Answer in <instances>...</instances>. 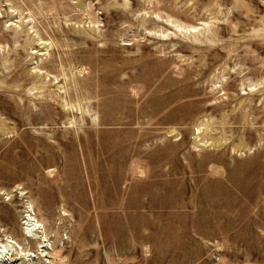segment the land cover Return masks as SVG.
Returning a JSON list of instances; mask_svg holds the SVG:
<instances>
[{
    "label": "rangeland",
    "instance_id": "obj_1",
    "mask_svg": "<svg viewBox=\"0 0 264 264\" xmlns=\"http://www.w3.org/2000/svg\"><path fill=\"white\" fill-rule=\"evenodd\" d=\"M0 237L2 264H264V0H0Z\"/></svg>",
    "mask_w": 264,
    "mask_h": 264
},
{
    "label": "bare ground",
    "instance_id": "obj_2",
    "mask_svg": "<svg viewBox=\"0 0 264 264\" xmlns=\"http://www.w3.org/2000/svg\"><path fill=\"white\" fill-rule=\"evenodd\" d=\"M68 215H69V214H68ZM30 217H31V216H30ZM33 220H34V219H33ZM37 221H38V220H37ZM52 222H53V221H52ZM30 227H32L33 229H36V231H38V229H39V226H37V225L35 224V222H34V223L32 222V223L30 224ZM30 227H29V229H30ZM4 228H5V227H4ZM41 230H42V229H41ZM38 232L40 233L41 231L39 230ZM8 233H9V232H8ZM55 233H56V232H55ZM3 236H4V235H3ZM30 236H31V235H30ZM30 236H26V235H25V236H24L25 238L23 237V241H26L25 243H28V245H29V244L31 245V243H33L34 240H36V239H38V238L41 239V238L44 237V235H43V237L39 236L38 238H37L36 235H35V237L32 236L33 238H32V237L30 238ZM0 238H1V237H0ZM46 238H47V237H46ZM40 239H38V240L40 241ZM41 240H42V239H41ZM44 240H45V239H44ZM36 241H37V240H36ZM36 241H35V243H37ZM38 243H39V244H42V243H43V240H42V242L40 241V242H38ZM2 245H6V244H2ZM42 245H43V244H42ZM8 246H9V245H8ZM29 249H30V248H29ZM0 252H1V251H0ZM28 255H29V254H28ZM4 256H5V255H4ZM4 256H3V258H4ZM12 261H13V258H12ZM0 264H2L1 261H0Z\"/></svg>",
    "mask_w": 264,
    "mask_h": 264
}]
</instances>
